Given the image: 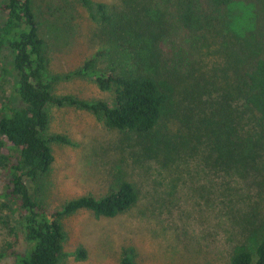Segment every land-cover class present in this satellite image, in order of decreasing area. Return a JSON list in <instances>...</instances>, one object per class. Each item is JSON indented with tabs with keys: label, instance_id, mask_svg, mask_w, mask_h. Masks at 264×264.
<instances>
[{
	"label": "trees",
	"instance_id": "1",
	"mask_svg": "<svg viewBox=\"0 0 264 264\" xmlns=\"http://www.w3.org/2000/svg\"><path fill=\"white\" fill-rule=\"evenodd\" d=\"M233 1L167 0L168 17L161 9L154 15L146 9L124 19L119 28L113 26L107 6L97 4L109 40L117 44L130 35L142 47L133 69L119 70L114 64L99 68V60L108 55L101 50L74 72L112 93L98 100L56 96L53 84L61 77L49 74L35 0L0 2V61L5 49L13 57L12 68L0 64V70L3 77L14 72L13 91L20 102L6 94L0 99V175L7 179L0 191V212L13 237L0 251V261L13 257L15 264H58L66 239L65 216L85 209L115 217L139 201L135 183L126 178L103 197L81 196L54 211L36 199L37 185L54 162L51 143H69L62 134L46 136L50 104L90 111L110 128L142 135L151 150L178 155L185 145L183 150L192 151L200 143L218 168L239 165L264 196V3L251 2L255 31L234 40L225 19ZM242 99L243 111L235 107ZM171 114L186 122L187 131L171 127L176 124ZM21 238L24 251L17 248ZM122 264L136 263L126 254ZM229 264H264V238L255 251H235Z\"/></svg>",
	"mask_w": 264,
	"mask_h": 264
},
{
	"label": "rangeland",
	"instance_id": "2",
	"mask_svg": "<svg viewBox=\"0 0 264 264\" xmlns=\"http://www.w3.org/2000/svg\"><path fill=\"white\" fill-rule=\"evenodd\" d=\"M89 1L91 4L84 0H35L49 74L61 77L53 84L56 96L98 100L112 95L93 78L74 75L101 50L108 52L99 60L101 69L112 64L119 70L139 65L142 47L128 35L132 29L121 43L109 40L97 4L107 6L117 28L124 19L146 9L152 15L161 9L168 17L167 0ZM251 2L264 0H234L225 10L234 40L246 37L250 29L255 31ZM3 22L0 13V25ZM12 59L10 50L5 49L0 64L11 69ZM12 73L3 77L0 70V99L6 94L19 104ZM235 107L243 111L246 104L242 99ZM48 111L46 136L62 134L69 143H51L54 162L37 185L38 201L54 211L81 196L103 197L117 188L122 178L135 183L139 191L138 203L115 217L97 216L85 209L65 216L66 239L58 264H122L126 254L136 264H229L235 251H255L264 238V196L244 177L239 165L218 168L200 143L192 151L183 150L185 145L178 155L151 150L142 135L110 128L103 118L74 106L50 104ZM171 117L176 121L171 126L174 130L187 131L186 122ZM6 182V176L0 175V191ZM12 239L0 212V251ZM17 248L25 250L23 238ZM80 250L85 252L83 256ZM0 264H15V259L7 257Z\"/></svg>",
	"mask_w": 264,
	"mask_h": 264
}]
</instances>
